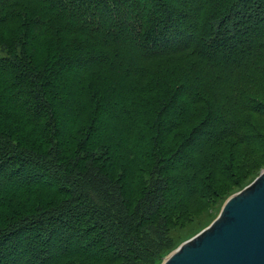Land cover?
<instances>
[{"label": "trees", "instance_id": "obj_1", "mask_svg": "<svg viewBox=\"0 0 264 264\" xmlns=\"http://www.w3.org/2000/svg\"><path fill=\"white\" fill-rule=\"evenodd\" d=\"M257 118L264 0H0V264H161Z\"/></svg>", "mask_w": 264, "mask_h": 264}, {"label": "water", "instance_id": "obj_2", "mask_svg": "<svg viewBox=\"0 0 264 264\" xmlns=\"http://www.w3.org/2000/svg\"><path fill=\"white\" fill-rule=\"evenodd\" d=\"M161 264H264V169L232 192L207 227L185 238Z\"/></svg>", "mask_w": 264, "mask_h": 264}, {"label": "rangeland", "instance_id": "obj_3", "mask_svg": "<svg viewBox=\"0 0 264 264\" xmlns=\"http://www.w3.org/2000/svg\"><path fill=\"white\" fill-rule=\"evenodd\" d=\"M257 121H258V127L263 128V130L261 131L264 132V118H257ZM238 163H239L238 167L241 168V172L237 174L240 175L237 177L238 178L242 177L240 188H244L245 186L249 185L252 182V180L257 176V174L261 170L264 169V145L254 154L249 155V157L245 161L239 160ZM215 180L217 182H220V184L225 183L224 180H222L221 176H216ZM219 189L226 190L224 188H219ZM238 189L239 187H234L232 185L228 187L227 189L229 190L228 193H223L224 191H220L218 193V189H217L215 194L209 195L207 199H197V198L192 199V201L190 202V210L191 213L195 215L191 216L190 219L183 221L182 224L172 228L171 235L174 236V240H175L174 248L178 246L185 238L193 237L198 233V231L201 228L207 227L210 221L220 213L226 198L232 192ZM174 248H172L168 252V254Z\"/></svg>", "mask_w": 264, "mask_h": 264}]
</instances>
